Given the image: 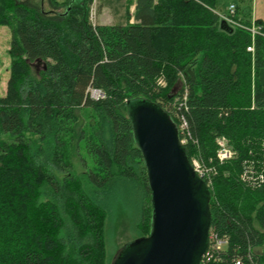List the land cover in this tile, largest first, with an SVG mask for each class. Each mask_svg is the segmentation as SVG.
Wrapping results in <instances>:
<instances>
[{
  "label": "trees",
  "instance_id": "1",
  "mask_svg": "<svg viewBox=\"0 0 264 264\" xmlns=\"http://www.w3.org/2000/svg\"><path fill=\"white\" fill-rule=\"evenodd\" d=\"M217 1L136 0L134 22L128 13L125 24H95L94 0H0V25L13 29L0 95V264H110L105 226L122 183L140 193L136 238L149 235L152 191L127 102L156 103L178 127L186 89L200 140L186 153L216 166L210 230L228 240L200 264H264V182L250 190L239 179L250 149L264 175V21L241 0L235 18L247 28L230 25ZM93 87L106 97L91 98ZM219 136L238 152L233 162L217 160ZM80 145L94 163L80 155L84 177L70 158Z\"/></svg>",
  "mask_w": 264,
  "mask_h": 264
},
{
  "label": "water",
  "instance_id": "2",
  "mask_svg": "<svg viewBox=\"0 0 264 264\" xmlns=\"http://www.w3.org/2000/svg\"><path fill=\"white\" fill-rule=\"evenodd\" d=\"M127 103L148 171L152 228L149 235L127 242L111 264H200L209 247L210 188L168 112L147 99Z\"/></svg>",
  "mask_w": 264,
  "mask_h": 264
},
{
  "label": "rangeland",
  "instance_id": "3",
  "mask_svg": "<svg viewBox=\"0 0 264 264\" xmlns=\"http://www.w3.org/2000/svg\"><path fill=\"white\" fill-rule=\"evenodd\" d=\"M100 2L105 6L104 15L99 16V12L102 10L100 8ZM94 0V11H95V22L101 23L104 20V16L111 23L125 24L126 21V7L127 3L125 0ZM35 3L42 2L45 9H50V4L48 0H34ZM78 2V1H77ZM241 0H218L217 1V12L219 14L228 13V7L231 3H239ZM242 2L250 8L251 7L254 14L258 15L264 21V0H242ZM98 21V22H97ZM107 21V20H106ZM12 26L11 25H0V95H5L7 90V81L10 77V66L11 57L9 54V48L11 47L12 41ZM35 72H39L42 67L45 66L44 62L36 61L32 63ZM84 116L89 120L88 116L83 113ZM227 137V136H226ZM218 138V137H217ZM216 138V144H217ZM247 138L244 137V139ZM230 144V139L227 137ZM243 139V136H242ZM243 139V140H244ZM250 139V138H249ZM257 140L251 143L252 148H257ZM75 146V140H73ZM192 144H194L192 142ZM196 145V144H194ZM200 145V140L198 139V145ZM232 146V145H231ZM233 147V146H232ZM74 149V148H73ZM70 149V158H72L74 165V172L84 177L87 170V166L81 161V156L87 158L88 167H93V158L87 154V150L80 145L77 150ZM250 149V148H249ZM255 150V149H254ZM236 155L229 160L236 158L238 152L235 150ZM253 149H250L249 155L243 160L242 171L239 175L241 185L250 190L259 189L262 185H255V183L249 182L253 180V176L258 175V170L262 164L261 159L253 153ZM259 152V151H257ZM81 155V156H80ZM215 158V157H214ZM225 160V161H229ZM231 162V161H230ZM215 167V164L211 165ZM248 166H251L250 170H255L254 173L249 172ZM217 171V170H216ZM263 171V169H262ZM261 174V170H259ZM250 176V179H249ZM262 188V187H261ZM139 198L140 193L134 185L132 184H120L113 197L110 199L113 207V216L106 221L105 235L107 240V257L111 264L113 259L118 254L119 250L129 241L133 240L138 236L137 231L140 228H136L135 221L138 217L139 209ZM258 225V223H256Z\"/></svg>",
  "mask_w": 264,
  "mask_h": 264
},
{
  "label": "built area",
  "instance_id": "4",
  "mask_svg": "<svg viewBox=\"0 0 264 264\" xmlns=\"http://www.w3.org/2000/svg\"><path fill=\"white\" fill-rule=\"evenodd\" d=\"M236 15V4H230L228 7V13L226 14H220L221 18L226 21V23L234 26H240L247 28L244 24H242L239 20L235 18ZM91 19L95 23V11L92 6L91 9ZM249 30H251L252 35L254 36L255 34L259 33L261 30L260 26H257L253 20L252 26L248 27ZM249 51H254V46H248ZM159 83L161 85H166L165 80L160 79ZM89 95L93 99H101L105 98L106 94L103 92L102 89L93 87L88 89ZM188 91L183 93L181 97L177 99V101L174 103V114L175 117L178 121V129L180 136L182 138V141L186 144L189 142H193L194 144L198 145V139L194 136V133L191 129V125L189 122V119L185 113V110L188 109ZM217 152H216V158L217 160L222 163L225 162V160L232 159L235 155L236 152L234 148L229 144L228 139L226 136H219L217 138ZM212 161V159L210 160ZM192 164L197 171V173L204 178V180L207 182L208 186L211 188L213 185V176L216 173V168L212 167L210 163H207L203 157L198 156L194 157L192 159ZM249 168L250 173H254L255 170H250L251 166H248L246 170ZM248 171V170H247ZM250 179V176H249ZM249 182L255 183V185H261L264 182V175L263 173L259 174L257 176H253V180H249ZM228 243L227 238H220L218 233L215 232V230H210L209 233V247L206 252V254L203 257V262H208L212 258H216L219 252H223L224 248L226 247ZM234 264H243V259L241 257H238L235 261Z\"/></svg>",
  "mask_w": 264,
  "mask_h": 264
},
{
  "label": "crops",
  "instance_id": "5",
  "mask_svg": "<svg viewBox=\"0 0 264 264\" xmlns=\"http://www.w3.org/2000/svg\"><path fill=\"white\" fill-rule=\"evenodd\" d=\"M60 2H64L66 0H58ZM99 1V0H98ZM126 3H127V7H126V12H125V16H126V21H127V15L128 13L131 14V22H134L135 19H134V12H135V4H136V1H133V0H125ZM99 3L101 4L100 5V8H102V10L99 12V16H103L104 15V10H105V6L102 2L99 1ZM251 11L253 12L252 10V7H251ZM253 15V17L255 18L256 16L258 17V15L254 14V13H251V16ZM259 18V17H258ZM104 20L105 21H102L101 23L99 24H116V23H111L108 21V19L104 16ZM107 20V21H106ZM98 22V21H97Z\"/></svg>",
  "mask_w": 264,
  "mask_h": 264
}]
</instances>
